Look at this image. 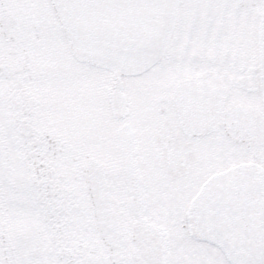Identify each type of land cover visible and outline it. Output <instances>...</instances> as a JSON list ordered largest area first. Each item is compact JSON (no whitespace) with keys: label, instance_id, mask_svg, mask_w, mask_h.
<instances>
[{"label":"snow or ice","instance_id":"snow-or-ice-1","mask_svg":"<svg viewBox=\"0 0 264 264\" xmlns=\"http://www.w3.org/2000/svg\"><path fill=\"white\" fill-rule=\"evenodd\" d=\"M0 264H264V0H0Z\"/></svg>","mask_w":264,"mask_h":264}]
</instances>
